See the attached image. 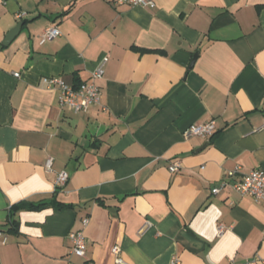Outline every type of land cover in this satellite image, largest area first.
<instances>
[{
	"label": "crops",
	"instance_id": "crops-1",
	"mask_svg": "<svg viewBox=\"0 0 264 264\" xmlns=\"http://www.w3.org/2000/svg\"><path fill=\"white\" fill-rule=\"evenodd\" d=\"M151 1L0 0V227L11 206L71 205L16 209L0 264H117L115 245L125 264H264V206L232 188L264 172V0ZM48 26L60 34L41 42ZM103 56L86 112L41 82H87ZM208 121L212 137L183 136Z\"/></svg>",
	"mask_w": 264,
	"mask_h": 264
},
{
	"label": "built area",
	"instance_id": "built-area-1",
	"mask_svg": "<svg viewBox=\"0 0 264 264\" xmlns=\"http://www.w3.org/2000/svg\"><path fill=\"white\" fill-rule=\"evenodd\" d=\"M119 2L127 3L130 5L153 6L151 0H119ZM23 12L17 13L16 18H21ZM60 34V30L56 26H48L44 28L40 35V41L43 42L51 39ZM108 60V56H103L98 62L96 67L92 70L90 80L87 82H80L77 86L66 83L61 77L58 76H44L41 78L42 84L50 89L57 91V99L60 106H66L74 112H86L90 107L100 103V89L96 84V80L102 77L103 66ZM14 76L18 77L19 73L14 72ZM264 127V124H263ZM215 133V124L213 121L204 123H194L189 125L184 131L185 138L189 136H200L202 138H210ZM52 158H47L45 161V168L50 169ZM180 168L179 162H173L168 165L170 172H176ZM238 172V167L225 172L224 177L221 179V184L211 188V193L216 194L221 186L228 184L227 178L233 177ZM68 175L66 172L61 171L57 173L55 183L57 186H63L67 181ZM232 188L241 196H248L255 201H260L264 206V172L259 169H252L247 173L242 174L233 184ZM82 227L88 224V218L81 220ZM219 231L222 230V225H219ZM264 232V231H263ZM69 239L72 243L71 251L78 257H85L86 255V240L82 230H74L69 232ZM7 241V234L0 229V244ZM112 252L115 256L117 264H125L120 257V248L115 245L112 247ZM261 260L258 257L241 263V264H260ZM169 264H180L178 257L173 256ZM230 264H237L231 262Z\"/></svg>",
	"mask_w": 264,
	"mask_h": 264
},
{
	"label": "trees",
	"instance_id": "trees-1",
	"mask_svg": "<svg viewBox=\"0 0 264 264\" xmlns=\"http://www.w3.org/2000/svg\"><path fill=\"white\" fill-rule=\"evenodd\" d=\"M77 84H74V86H77ZM213 136V135H212ZM211 136V137H212ZM71 205L70 204H64V203H60V202H57L54 198L53 199H50L48 201H40V202H37V203H28V204H19V205H16V206H11L10 207V215L11 217L8 219V224H10V227L9 229H4L2 227H0L1 230L7 232L8 230H11L12 228H15L16 227V220L12 217V213L16 210V209H26V210H39V209H43V208H46V207H57V208H62V207H70Z\"/></svg>",
	"mask_w": 264,
	"mask_h": 264
},
{
	"label": "water",
	"instance_id": "water-1",
	"mask_svg": "<svg viewBox=\"0 0 264 264\" xmlns=\"http://www.w3.org/2000/svg\"><path fill=\"white\" fill-rule=\"evenodd\" d=\"M22 26V22H18L15 26H13L6 34L5 39L3 40V43H8L10 42L15 35H17V33L19 32L20 28ZM196 57V54L193 56V59L191 61V65L194 62Z\"/></svg>",
	"mask_w": 264,
	"mask_h": 264
}]
</instances>
